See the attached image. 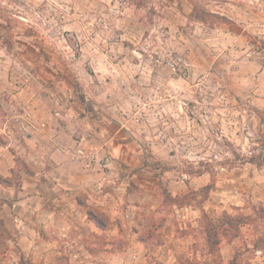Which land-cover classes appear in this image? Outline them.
<instances>
[{
  "label": "rangeland",
  "instance_id": "1",
  "mask_svg": "<svg viewBox=\"0 0 264 264\" xmlns=\"http://www.w3.org/2000/svg\"><path fill=\"white\" fill-rule=\"evenodd\" d=\"M250 37L264 0H0V264H162L163 219L188 203L172 264H222L205 231L227 216L223 255L264 264Z\"/></svg>",
  "mask_w": 264,
  "mask_h": 264
},
{
  "label": "crops",
  "instance_id": "2",
  "mask_svg": "<svg viewBox=\"0 0 264 264\" xmlns=\"http://www.w3.org/2000/svg\"><path fill=\"white\" fill-rule=\"evenodd\" d=\"M4 148H6V146L0 145V176L8 177L11 175V168L14 166V161L12 159V156L9 154V151L4 150ZM179 186H182V185H179ZM166 188H167V192H169V194L172 195L173 197L183 196L186 192V191L180 192V191L174 190L171 186L170 181L167 182ZM3 205H1L0 208ZM173 206L175 207V210L173 211L172 216H165L164 218L163 242L156 248V252L154 253L156 255V258L159 259L162 264H172L176 258L175 253L177 252L178 243L180 240L178 237L179 234H178L177 228H181V227H178V226H181V221L189 220L193 226L194 225L197 226L196 218L198 217V211H200V208L198 206H193L191 203L183 204V205L173 204ZM192 212H195V216H194L195 219H192L189 217L190 214H192ZM0 218L3 219V217H0ZM135 235L137 236V232H134V236ZM135 241L137 242V245H139V248H141V250L145 249V245L141 240H138L136 238ZM222 243L223 242L220 239V242L218 244V251L222 258V264H227L234 257V254L229 253L227 255H223ZM259 258H263V256L261 255V252L256 253V256L251 259L252 261L251 264H253L254 261L258 260ZM209 262H210V259L206 261V263H209ZM201 264H203V262Z\"/></svg>",
  "mask_w": 264,
  "mask_h": 264
},
{
  "label": "trees",
  "instance_id": "3",
  "mask_svg": "<svg viewBox=\"0 0 264 264\" xmlns=\"http://www.w3.org/2000/svg\"><path fill=\"white\" fill-rule=\"evenodd\" d=\"M249 42L253 48H255L258 52H262L264 54V40L259 39L258 37H250ZM1 181L5 182L7 180V177L0 176ZM88 217L99 227V228H105L106 224L103 222V220L99 217V214L88 212ZM1 222V221H0ZM164 222V219H163ZM236 220L232 219L231 217H225L224 220H219L217 223L213 221H208L207 228H206V240L209 247L211 245H217L220 242L219 238V230H226V227L234 228V223ZM241 221L238 222L240 224ZM144 244L145 241L143 239H140ZM163 242V239L161 241H157V246H159ZM259 247V246H257ZM212 252V251H211ZM183 264V263H180ZM186 264H201L197 263L196 261H187ZM203 264H209V263H203ZM227 264H236L235 255L234 257L227 263Z\"/></svg>",
  "mask_w": 264,
  "mask_h": 264
}]
</instances>
